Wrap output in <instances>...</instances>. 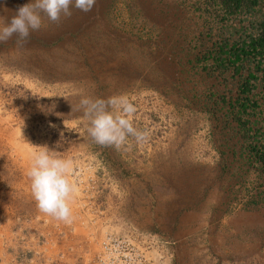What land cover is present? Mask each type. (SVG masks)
Wrapping results in <instances>:
<instances>
[{
    "label": "rangeland",
    "instance_id": "obj_1",
    "mask_svg": "<svg viewBox=\"0 0 264 264\" xmlns=\"http://www.w3.org/2000/svg\"><path fill=\"white\" fill-rule=\"evenodd\" d=\"M29 2L0 0V26ZM199 2L96 0L42 14L22 47L0 43V264H264V178L213 102L236 96L239 76L198 62L232 30ZM83 96L127 97L144 142L96 144ZM36 146L73 162L70 223L36 207Z\"/></svg>",
    "mask_w": 264,
    "mask_h": 264
},
{
    "label": "clouds",
    "instance_id": "obj_2",
    "mask_svg": "<svg viewBox=\"0 0 264 264\" xmlns=\"http://www.w3.org/2000/svg\"><path fill=\"white\" fill-rule=\"evenodd\" d=\"M96 0H30L19 7L7 24L0 26V43L16 37L18 46H23L34 31L42 27V14L48 20L58 22L62 17H70L72 9L90 12ZM78 110L89 122L87 132L91 139L102 146L117 149L134 138L139 144L147 137L133 124L136 106L125 96H113L107 100L83 96ZM73 162L57 157L47 146H36L31 153L27 176L31 194L37 209L52 218L70 223L71 203L77 192L72 181Z\"/></svg>",
    "mask_w": 264,
    "mask_h": 264
},
{
    "label": "trees",
    "instance_id": "obj_3",
    "mask_svg": "<svg viewBox=\"0 0 264 264\" xmlns=\"http://www.w3.org/2000/svg\"><path fill=\"white\" fill-rule=\"evenodd\" d=\"M199 3L203 4L204 12L216 16L224 29L232 30L229 38L215 43L198 62L207 63L204 68L210 67L214 73L221 71L225 75L232 71L239 76L236 96L223 95L213 102L215 106L220 101L228 106V115L241 132L244 151L264 178V125L257 119L260 105L255 94L258 88L264 90V0H200ZM233 20L238 24L227 26Z\"/></svg>",
    "mask_w": 264,
    "mask_h": 264
},
{
    "label": "built area",
    "instance_id": "obj_4",
    "mask_svg": "<svg viewBox=\"0 0 264 264\" xmlns=\"http://www.w3.org/2000/svg\"><path fill=\"white\" fill-rule=\"evenodd\" d=\"M109 245L114 247L115 245L119 244V239H114L111 238L110 240H108ZM143 262V255L139 256V258H137L135 261H133V264H142Z\"/></svg>",
    "mask_w": 264,
    "mask_h": 264
}]
</instances>
